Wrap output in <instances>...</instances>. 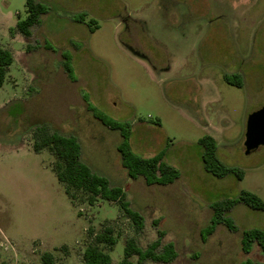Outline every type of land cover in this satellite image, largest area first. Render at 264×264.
Returning <instances> with one entry per match:
<instances>
[{
	"label": "rangeland",
	"instance_id": "1",
	"mask_svg": "<svg viewBox=\"0 0 264 264\" xmlns=\"http://www.w3.org/2000/svg\"><path fill=\"white\" fill-rule=\"evenodd\" d=\"M36 1L45 10L24 37L15 24L26 17V0H0V46L13 56L0 87V264H42L46 251L54 264H82L89 231L105 227L117 237L102 247L110 264L127 238L144 248L158 230L176 257L141 264L263 262L258 246L242 251L241 231L264 228V211L237 203L227 212L236 231L219 224L203 239L201 230L214 201L240 190L264 201V144L249 154L243 145L248 114L264 107V0ZM95 113L128 121L132 150L143 157L163 150L178 177L166 185L130 178L119 131ZM37 125L77 138L81 161L121 187L143 216L139 232L117 202L67 196L55 156L32 147ZM205 135L216 140L222 163L243 170L241 180L204 170L198 139Z\"/></svg>",
	"mask_w": 264,
	"mask_h": 264
},
{
	"label": "trees",
	"instance_id": "2",
	"mask_svg": "<svg viewBox=\"0 0 264 264\" xmlns=\"http://www.w3.org/2000/svg\"><path fill=\"white\" fill-rule=\"evenodd\" d=\"M44 10L45 7L40 2L26 0V17L16 21L15 29L24 37H29L31 35L30 28L37 23ZM79 20L83 21L82 17ZM94 22L91 19L88 23L90 32L96 29ZM12 61L11 52L0 46V87L4 83L7 68ZM64 67L67 74L70 75L72 69L67 61L64 62ZM224 79L229 84L241 85L237 77L224 75ZM84 100L87 102L88 107L91 106L86 97H84ZM95 117L110 129L119 131L121 139L117 144V150L120 153L121 164L130 178L134 179L141 176L147 185H166L172 183L178 177L179 171L163 160V150L151 157L140 156L132 150L129 143L131 124L128 121H117L103 113H95ZM33 138L32 147L35 151L38 152L46 148L55 156L56 161L53 169L58 181L64 184L67 196L71 198L73 192H81L86 196V201L90 205L98 199L115 201L131 219L135 230L139 232L142 229L143 216L137 210L130 209L125 191L119 186L111 185L106 177L97 174L81 161L80 146L74 135H63L55 131L50 132L45 125H37L34 127ZM198 144L202 147L201 160L206 172L218 178L230 173L235 175L238 180L243 178V170L230 168L220 161L217 156L216 140L211 135L199 138ZM237 203H242L251 209L264 211V201L255 193L247 190H240L235 198H223L214 201L210 205L212 210L210 220L201 230L203 239L211 234L219 224L225 225L230 231L237 230L233 219L227 215V212ZM157 232L158 238L144 248L140 247L133 237L127 238L124 242L122 258L117 264H141L146 260L162 263L173 261L176 257L174 244L166 242L161 245L160 237L163 235V231L158 230ZM89 234H92L93 237L82 252V264H110V253L104 251L102 247L112 248L116 243L117 237L113 235L112 228L105 227L94 234L90 230ZM160 245L161 250H159ZM254 245L258 246L263 257V262L257 264H264V228H248L241 231L242 251L248 254ZM133 256H136V262L131 259ZM40 259L42 264H54V256L51 252L41 253ZM242 264L252 263L249 259H246Z\"/></svg>",
	"mask_w": 264,
	"mask_h": 264
},
{
	"label": "water",
	"instance_id": "3",
	"mask_svg": "<svg viewBox=\"0 0 264 264\" xmlns=\"http://www.w3.org/2000/svg\"><path fill=\"white\" fill-rule=\"evenodd\" d=\"M264 144V107L248 114L244 131V153L249 154Z\"/></svg>",
	"mask_w": 264,
	"mask_h": 264
},
{
	"label": "built area",
	"instance_id": "4",
	"mask_svg": "<svg viewBox=\"0 0 264 264\" xmlns=\"http://www.w3.org/2000/svg\"><path fill=\"white\" fill-rule=\"evenodd\" d=\"M1 245V244H0Z\"/></svg>",
	"mask_w": 264,
	"mask_h": 264
}]
</instances>
